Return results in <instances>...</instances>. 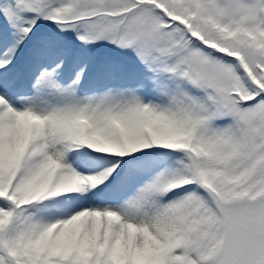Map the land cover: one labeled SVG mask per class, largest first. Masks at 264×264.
<instances>
[{
  "label": "snow or ice",
  "instance_id": "1",
  "mask_svg": "<svg viewBox=\"0 0 264 264\" xmlns=\"http://www.w3.org/2000/svg\"><path fill=\"white\" fill-rule=\"evenodd\" d=\"M0 264H264V0H0Z\"/></svg>",
  "mask_w": 264,
  "mask_h": 264
}]
</instances>
